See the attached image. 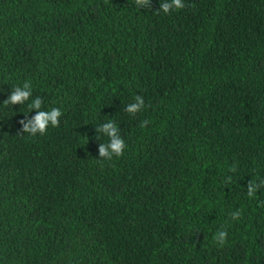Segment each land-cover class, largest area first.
Wrapping results in <instances>:
<instances>
[{
	"label": "trees",
	"instance_id": "16d2710c",
	"mask_svg": "<svg viewBox=\"0 0 264 264\" xmlns=\"http://www.w3.org/2000/svg\"><path fill=\"white\" fill-rule=\"evenodd\" d=\"M163 2L0 0V264H264V0Z\"/></svg>",
	"mask_w": 264,
	"mask_h": 264
},
{
	"label": "clouds",
	"instance_id": "9594fccd",
	"mask_svg": "<svg viewBox=\"0 0 264 264\" xmlns=\"http://www.w3.org/2000/svg\"><path fill=\"white\" fill-rule=\"evenodd\" d=\"M135 5H150V0H134ZM185 4L183 0H165V2L161 3L160 9L164 13H169L171 10L183 9ZM32 96V88L31 82H25L23 87L17 86L12 91V94L8 97L7 100L3 101L4 105H12V104H21L23 105L25 101H28ZM136 103L129 104L127 106L126 111L131 114H136L141 111L145 107V101L140 96L137 95L135 97ZM42 101L39 97L32 100V102L28 105L29 109H41ZM62 115L60 108H52L49 111L40 110L37 114L32 118V120L28 122H24L21 120L20 122L24 125V132L30 134L31 136H36L37 134H45L48 131L49 126L58 127L59 126V117ZM150 123L149 120L141 121L140 127L144 128ZM107 134L109 138L108 143H103L100 146L99 154L103 159L111 160L113 156L120 157L123 155L124 149L127 147L124 139L119 135V130L117 126L109 121L108 123L103 125L102 129H98ZM231 179V178H229ZM256 190L255 184H250L248 189L249 197L254 196ZM241 213L239 210L234 211L232 213V218L234 220H239ZM228 233L226 230H219L214 236L213 240L219 245L223 246L227 242Z\"/></svg>",
	"mask_w": 264,
	"mask_h": 264
}]
</instances>
